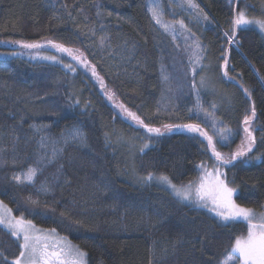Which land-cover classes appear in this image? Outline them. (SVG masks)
Segmentation results:
<instances>
[{
  "label": "trees",
  "instance_id": "trees-1",
  "mask_svg": "<svg viewBox=\"0 0 264 264\" xmlns=\"http://www.w3.org/2000/svg\"><path fill=\"white\" fill-rule=\"evenodd\" d=\"M196 2L208 21L160 0L163 21L183 20L190 36L186 29L174 35L156 24L149 0H0V199L17 217L23 214L74 242L87 254V264H221L234 238L247 235L245 222L222 223L165 186L138 181L151 172L186 184L197 180L200 164L216 165L204 137L181 127L165 131L164 125L198 123L218 151L231 155L244 139L242 121L254 106L252 152L221 171L236 189L237 204L264 208V133L256 130L264 128V36L252 27L236 29L233 41L223 36L232 30L236 4L237 12L253 15L264 0ZM12 41H52L79 52L124 106L163 134L125 119L66 56ZM196 41L204 49L205 67L197 69L193 90L190 57ZM222 48L228 53L227 77ZM42 56H57L63 64ZM69 63L75 72L64 66ZM197 90L205 111L197 107ZM70 97L80 103L70 107ZM206 113L218 128L232 131L227 146ZM76 132L83 142L72 139ZM41 137L56 143L41 145ZM53 148L59 149L54 157ZM45 154L51 162L44 161L34 186L12 179ZM42 184L50 191L38 193ZM20 242L0 228V253L9 262L21 251Z\"/></svg>",
  "mask_w": 264,
  "mask_h": 264
},
{
  "label": "snow or ice",
  "instance_id": "snow-or-ice-1",
  "mask_svg": "<svg viewBox=\"0 0 264 264\" xmlns=\"http://www.w3.org/2000/svg\"><path fill=\"white\" fill-rule=\"evenodd\" d=\"M240 0H232V3H239ZM189 7L192 9H199V5L192 3L189 0ZM153 19L156 24L162 25L165 31L171 30L173 34L179 29H186L191 34L190 29L186 28L183 20H180L174 24H169L161 20V14H158L153 8L152 10ZM198 19L203 21H208L207 14L203 13L202 10L196 13ZM232 30L231 32H224L223 36L227 41H233L235 30L242 28L248 25H258L260 29L264 30V20L249 19L244 10H240L235 13L234 18L231 21ZM103 37L101 42L103 43ZM21 45L22 48L27 49H41L44 47L41 43L33 42L28 43L25 41H12ZM57 52L66 53L68 56L73 59L80 60L86 68H90L92 74L97 75L95 66L89 65L85 59H81L80 56L73 55V50L65 47L63 44L54 43L48 41ZM238 43V42H237ZM204 49L201 48V45L198 41L195 42V46L190 57V74L192 77L191 87L193 90H196V80L199 68L200 72L204 71V65L201 64L203 60ZM228 53L226 49H221V59L223 60V75L228 76L229 60L227 59ZM44 60H50L53 62L63 64V60L58 59L57 56H42L40 57ZM70 71L75 72L76 69L72 64L64 65ZM162 78L165 82L168 81L169 77L165 74L166 70L162 67ZM101 79V85L103 86V81ZM231 79V78H229ZM201 86L204 85L205 80L201 75L199 79ZM242 88V91L250 97V93L247 88H243L242 85H239ZM105 95L111 100L114 94H109L105 92ZM71 103L70 107L79 104V100L75 97L69 98ZM116 107L120 108L127 117L131 120L136 121L138 124L142 125L147 129L149 133H156L157 135H162L160 128L149 127L144 124L143 120L140 119L136 113L129 111L122 104H117ZM197 107L200 111H205L201 105H199V92L197 90ZM215 111V104L210 106ZM250 115H245L242 121L243 127L242 132L244 133V139L242 140L241 145L237 150L229 156L223 155L220 151L217 150V142L214 141V137L209 135V133L201 127L198 123H187L183 125H164L165 131H171L174 127H181L186 129L190 133H196L200 137H204L207 143L204 145L205 151L209 148L211 149L212 156L216 161V165L213 166V171H209L208 167L205 164H200L199 168L203 172V176L198 177L195 181H189L186 184L177 185L172 182L171 178L166 174H154L148 173L146 176H138L137 179L141 183H150L157 182L167 188H170L175 197L181 201H190L193 204H196L200 207H209L212 206V210L221 218L224 222H245L247 226V235L234 238V243L230 245L228 252H226L225 259L221 264H264V213H256L251 208L243 207L235 202L233 196L236 192V189L229 187L227 182V176L224 172L220 171V168L229 164H232L240 157H245L248 153L252 152L253 147L256 144V137L253 134L254 130L252 127V121L256 117L255 107L250 108ZM206 121L210 122V127L213 128L215 134L219 136V142L223 146H227V142L230 137L233 135L232 131L229 129L218 128L215 117L212 113H206ZM264 133V128L256 129ZM72 139L80 140L83 142L84 137L81 133L76 132L70 134ZM262 142H264V136H262ZM246 141V143L244 142ZM41 145L47 143L55 144L56 141H49L46 137H41ZM65 142L66 139H65ZM203 143V141H201ZM148 145L145 144L140 151H143L144 148H147ZM59 149L53 148L51 156H56ZM251 159V157H249ZM51 162L48 159V155L45 154L41 159H38L35 166H29L25 171L20 175L14 176L12 179L17 184H26L29 186H34L36 182V177L39 171L42 170V165L44 161ZM234 183V181H232ZM50 191V187L46 184H42L38 189V193H46ZM29 202L32 204L38 203L35 200H32L31 197L28 198ZM29 214L31 210L27 209ZM255 221V222H254ZM0 228L8 231L9 234L13 237H17L21 242L19 247L21 251L18 256L9 262L7 257H3V253H0V257H3L0 264H85L86 253L83 252L78 246L68 245L61 240L51 239L55 230L45 232L41 229H36L32 224L31 220H26L23 214L19 217H16L12 214V210L3 204L0 201Z\"/></svg>",
  "mask_w": 264,
  "mask_h": 264
},
{
  "label": "rangeland",
  "instance_id": "rangeland-1",
  "mask_svg": "<svg viewBox=\"0 0 264 264\" xmlns=\"http://www.w3.org/2000/svg\"><path fill=\"white\" fill-rule=\"evenodd\" d=\"M173 3L177 4V6H179V8H181V10L185 11L187 14L191 15L193 18L195 19H198L196 13L199 12L200 10H202L201 6L196 2V0H191L192 3H195V4H198L199 5V9H192L191 7H189V0H172ZM263 5V6H262ZM261 5L260 9L259 10H255V14L253 15H249L247 12H246V15L249 19H257V20H264V3ZM153 8H155L156 12L158 14H162L161 13V3H160V0H149V9H150V13L151 15L153 16L152 14V10ZM203 13L204 10H202ZM261 12V13H260ZM258 13H260L261 15H258ZM161 20L163 21L162 19V15H161ZM201 21V20H200ZM163 22H167V21H163ZM169 24H174L173 22H167ZM160 25V24H159ZM162 27V25H160ZM244 27H252V28H255L256 30H258L263 36H264V30L260 29L258 25H255V24H252V25H248V26H244ZM163 28V27H162ZM164 30V29H163ZM181 29H177L175 31V34L177 35L178 32L180 31ZM168 32L172 33L173 32L171 30H169ZM174 34V35H175ZM42 45H44L43 48L41 49H29L31 51H50V52H54L56 53L57 55L59 56H66L68 59H70L73 63H75L76 65H78L84 72H86L88 74V76L92 79V81H94V83L99 87V89L102 91V93L104 94L106 100L108 101V103L118 112L120 113L125 119H127L130 123L136 125V126H141L140 124H138L136 121H133L131 120L129 117L126 116V114L118 107H116L117 104H122L115 96H113V98L110 100L108 98L107 95H105V92L109 93V94H112L109 89H107L103 83V86L101 85V79H98L99 75H93L92 74V71L90 70V68H86L82 63H80V60H76V59H73L72 57L68 56L66 53H59L57 52L50 44H48L47 42H41ZM73 55L75 56H80L81 59H85L79 52H73ZM86 60V59H85ZM88 62V61H87ZM89 64V63H88ZM90 65V64H89ZM100 78V77H99ZM123 105V104H122ZM125 108H127L125 106ZM128 109V108H127ZM129 110V109H128ZM131 111V110H129ZM132 112V111H131ZM137 115V114H136ZM246 143V141H244ZM225 155L226 157L229 156L227 154H223ZM209 171H213L212 168H208ZM220 171H221V168H220ZM203 176V172L201 171V174L199 175V177ZM179 186V185H178ZM166 187V186H165ZM167 188V187H166ZM171 194L174 196V194L172 193L171 189L170 188H167ZM177 198V197H176ZM178 199V198H177ZM180 200V199H179ZM0 201H2L0 199ZM181 201V200H180ZM3 202V201H2ZM185 204H188V205H191V206H194V207H197V208H202V209H206L208 211H210L211 213H213L214 215H216L219 220L222 222V223H225V224H230V223H235V222H224L221 220V218L216 214L215 211L212 210V206L210 205L209 207H200L196 204H193L191 203L190 201H181ZM3 204H5L3 202ZM7 205V204H5ZM8 208H10L8 205H7ZM254 212L256 213H264V208L262 211H255L253 210ZM13 214V212H12ZM14 215V214H13ZM16 216V215H14ZM17 217V216H16ZM255 222V221H254ZM33 224V223H32ZM35 226L36 229H41V230H44L45 232H49L51 231L52 229H48V228H44V227H39V226H36L35 224H33ZM17 238V237H16ZM51 239H54V240H61L62 242L68 244V245H71V246H78L76 245L74 242H72L71 240L59 235L56 231L54 232L53 236L51 237ZM79 247V246H78ZM83 251V250H82ZM84 252V251H83ZM85 264H87V255H86V258H85Z\"/></svg>",
  "mask_w": 264,
  "mask_h": 264
},
{
  "label": "water",
  "instance_id": "water-1",
  "mask_svg": "<svg viewBox=\"0 0 264 264\" xmlns=\"http://www.w3.org/2000/svg\"><path fill=\"white\" fill-rule=\"evenodd\" d=\"M236 12H237V4H236ZM236 12H235V13H236Z\"/></svg>",
  "mask_w": 264,
  "mask_h": 264
}]
</instances>
